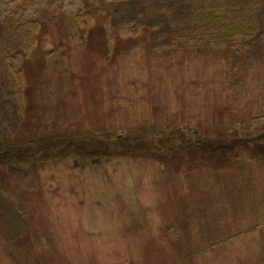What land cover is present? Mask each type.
Returning a JSON list of instances; mask_svg holds the SVG:
<instances>
[{
  "label": "rangeland",
  "instance_id": "rangeland-1",
  "mask_svg": "<svg viewBox=\"0 0 264 264\" xmlns=\"http://www.w3.org/2000/svg\"><path fill=\"white\" fill-rule=\"evenodd\" d=\"M23 8L13 141L53 150L0 165V264H264V72L228 92L224 57L152 53L105 0H0Z\"/></svg>",
  "mask_w": 264,
  "mask_h": 264
},
{
  "label": "trees",
  "instance_id": "trees-1",
  "mask_svg": "<svg viewBox=\"0 0 264 264\" xmlns=\"http://www.w3.org/2000/svg\"><path fill=\"white\" fill-rule=\"evenodd\" d=\"M105 1L111 11V27L130 36L148 32L152 53H161L163 58L180 51L224 57L228 92L245 85L247 73L253 68L264 72V0ZM25 12L23 8L0 15V165L9 157L31 161L29 156L35 152L53 150L51 142H35L30 136H25L22 143L13 141L25 113L24 77L17 58L33 48L41 28L38 19L25 18ZM256 81L264 85V74ZM236 102H240V96ZM65 139L61 136L59 140L63 146ZM260 139L251 141V145L257 157L264 158V151L258 149L264 148L257 143ZM53 141L57 143V137ZM71 147L83 151L73 142L62 147V151ZM13 151L17 153L14 156Z\"/></svg>",
  "mask_w": 264,
  "mask_h": 264
}]
</instances>
